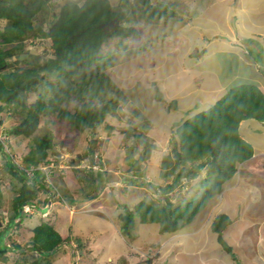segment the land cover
I'll list each match as a JSON object with an SVG mask.
<instances>
[{
    "label": "rangeland",
    "instance_id": "rangeland-1",
    "mask_svg": "<svg viewBox=\"0 0 264 264\" xmlns=\"http://www.w3.org/2000/svg\"><path fill=\"white\" fill-rule=\"evenodd\" d=\"M67 1L80 3L82 0H48L36 14L34 25L47 29L52 14ZM121 1L110 0L115 9L124 8ZM151 1L165 2L175 13L148 22L139 17L138 7L137 15L122 24L134 26L139 35L110 39L102 46L104 58L99 64L88 69L77 68L69 78L62 76L60 85H57V76L49 75L36 90L20 92L21 102L29 105L39 94L43 99L53 93L63 94L67 86L75 87L77 82L93 77V71L105 73L114 87L106 88L103 100L94 97L92 101L97 104L110 101L114 113L93 132H79L65 120H51L47 115H40L30 136L10 135L6 130L21 119L22 105L14 100L0 110L3 146L13 152L22 167L25 166L22 156L31 149L34 138L48 132L52 137V146L47 151L49 161L40 167L46 176L36 194L39 204L44 197H48L49 203L38 209L26 207L21 225L9 229L12 233L9 238L19 242L24 250L6 252L0 257V264H29L36 256L30 246L32 228L45 220L61 232L69 227L72 244L59 246L53 254L46 255L45 264H72L73 252L77 256L73 264H264V121L256 119H245L239 127L241 136L252 145L253 155L237 163L236 171L222 184L221 192L189 223L175 232H163L159 223L142 222L135 216L132 235L122 233L119 214L124 211V205L132 209L140 199L163 204L159 189L170 183L172 175L168 179L162 175L169 171L162 159H170L171 133L177 124L214 103L220 96L216 88L219 81L227 91L242 82L257 86L258 72L264 74L263 36L254 37L247 45L243 39L235 37L236 54L222 52L221 46L208 43L211 38L223 41L229 37L218 31V26L225 25L221 4H232L233 8L238 6V0ZM257 1L259 6L252 9L254 18L264 22V0H250L251 3ZM209 14L213 17L209 18ZM235 18L236 22L244 21L251 28V20L246 21L241 15L240 21L237 14ZM234 22L231 17V25L234 26ZM6 23L0 18V29ZM259 26L264 30V24ZM21 42L22 49L10 57L15 60L10 69L21 70L52 56L48 38L29 36ZM9 45L11 43L6 44ZM197 50L203 52L197 55ZM24 57L29 62L23 61ZM238 57L250 59L257 67L243 65ZM239 70L241 72L234 77ZM81 101L71 92L61 105L72 111ZM127 127L139 136L127 132ZM146 147L151 148L150 155L143 158L141 155ZM89 149L91 152L85 154ZM82 153L84 156L79 159ZM127 155H131L129 161L133 165L128 162ZM2 161L0 153V212L5 223L12 212V185L16 180L10 182V176L2 172ZM90 170L91 177L106 172L110 178L95 197L88 199L84 195L90 193V188L84 181ZM137 171L142 172L144 184L128 182L137 176ZM26 174L32 173L27 170ZM82 175L84 180L80 181ZM205 175L203 169L196 178L188 181L182 178L167 194L172 205L175 207L200 193L203 189L200 179ZM68 196L76 201L74 205L62 203L60 197ZM220 212L231 219L219 235L230 246L233 256L219 243L218 233L210 230L213 217ZM76 237H82L83 246ZM9 238L7 243H11Z\"/></svg>",
    "mask_w": 264,
    "mask_h": 264
},
{
    "label": "trees",
    "instance_id": "trees-1",
    "mask_svg": "<svg viewBox=\"0 0 264 264\" xmlns=\"http://www.w3.org/2000/svg\"><path fill=\"white\" fill-rule=\"evenodd\" d=\"M47 2L48 0H0V18L7 21L5 27L0 29V110L14 100H18L22 105L21 119L6 130L10 135L30 136L40 120V115H47L51 120H65L73 130L79 132L86 130L93 132L108 115L114 113L110 101L101 104L92 101L94 97L103 100L106 88L114 87L105 73L93 71V77L77 82L75 87L67 86L63 94L53 93L46 99L39 94L29 105L21 102L20 92L36 90L37 85L46 81L49 75L57 76V85H60L62 76L69 78L75 74L77 68L88 69L94 64H99L104 58L101 53L102 46L110 39L135 38L139 35L134 26L122 24L125 21L130 22L129 20L137 15L138 7L139 17L148 22L164 16L170 17L175 13L165 2L154 3L151 0L135 2L122 0L124 8L121 9L118 7L115 9L110 0H82L80 3L67 1L52 14L53 18L47 29H42L41 25H34V18ZM114 17L117 18L118 25L112 30L104 31L100 23ZM29 36L48 38L52 56L42 62L29 64L21 70L10 69L15 61L10 57L17 50L22 49L21 41ZM9 43L11 45L6 46ZM202 52V50L195 51L197 55ZM23 61L29 62L25 57ZM57 85L55 84L54 88ZM71 92H74L77 99L82 100L72 111L66 105H61L69 98ZM245 119L264 121V94L255 84L242 82L230 87L204 111L179 122L180 124H177L171 133L173 144L169 153L170 159H162L165 161L163 166H169V171L162 172V175L165 179L172 175L170 183L161 187L156 185L160 187L159 193L162 194L163 204L157 205L140 199L132 209L124 205V211L119 214L122 233L126 236L132 235L135 216L142 222L159 223L160 231L163 232H175L183 224L189 223L197 212L221 192L222 184L236 171L237 163H242L252 156V145L239 133L240 122ZM126 131L133 132L130 127H127ZM133 133L135 137L139 136V133ZM51 138L49 132L42 137L34 138L33 146L22 156L25 168L49 161L47 151L52 146ZM2 140L0 141V153L3 157L1 170L12 177L10 179L8 176L10 182L14 179L16 181L12 185L14 192L11 199L12 212L7 215L5 223L1 220L3 215L0 212V257L6 252L24 250L19 242L10 239L12 233L9 229L21 225L25 207L35 206L38 209L46 203V199H43L39 204L36 195L42 188L44 175L35 169L34 175L28 177L13 152L4 148ZM91 150L89 149L85 154ZM150 150L151 148L146 147L141 156L143 158L149 156ZM83 156L84 153L78 158ZM126 158L133 165L129 161L131 155H127ZM203 169L206 175L203 178L199 177L203 187L201 192L195 194L193 199H188L174 207L167 195L168 192L179 185L182 178L187 181L196 178ZM136 174L137 176L129 179L128 182L144 184L142 172L137 171ZM91 175L90 170L84 181V184L90 188V193L85 192L84 195L88 199L95 197L103 183L110 178L109 174L106 176V172L99 173L96 177ZM83 180L84 175L80 176V181ZM0 196H2L1 192ZM64 199L69 204L76 202L71 196ZM230 222L231 219L227 214L217 213L210 223V230L218 233L219 243L233 256L230 246L219 235ZM32 232L30 246L36 256L29 264H45L43 259L46 255L53 254L59 246L71 244L70 228L68 227L66 232H61L49 220L34 225ZM8 238L11 243H7ZM76 240L83 246L82 237H76ZM75 254L74 252L72 254V264L77 257Z\"/></svg>",
    "mask_w": 264,
    "mask_h": 264
},
{
    "label": "crops",
    "instance_id": "crops-1",
    "mask_svg": "<svg viewBox=\"0 0 264 264\" xmlns=\"http://www.w3.org/2000/svg\"><path fill=\"white\" fill-rule=\"evenodd\" d=\"M225 0H221V2H224ZM239 4L238 6H234L233 8L232 7V4H221V7L223 8V22L225 23L224 26H218V31H222L223 34H229L228 36L229 37H225V39L223 41H217V40H214L213 38H211L208 43H213L215 46H221V51L222 52H225V53H233V54H236V40H235V37L236 38H240V39H243L245 45L247 44H250L249 41H253V38L254 37H260V36H263L264 37V30H261L259 29V25H262L264 24V22H261L260 20H255V16H254V13L252 11V9L254 7H258L259 6V3L258 1L255 2V3H251L250 0H247L246 3H244V0H238ZM212 5V4H211ZM239 15L240 17V21H241V15L245 18L246 21H250V27L249 28L247 26V24H244V21H242V23L240 24V22H236V18L235 16ZM209 18L213 17L212 15H208ZM231 17L234 18V26L231 25ZM227 21V23H226ZM220 21H218L219 23ZM233 23V21H232ZM254 23H257L258 25L255 26ZM227 26V27H226ZM235 27V28H234ZM237 27V29H236ZM219 37V35L217 36ZM245 47V46H244ZM243 51L246 53V49L244 48ZM240 62L243 64V65H247V66H251L252 65L256 68L257 65H255L252 61H249L250 59L248 58H245L242 59L240 57H238ZM237 72H241L240 70L239 71H236L234 73V77L236 76ZM258 76L260 77V81H257V86L260 88V90L263 92L264 94V74H260L258 72ZM219 83L221 84V82L219 81ZM218 84V87L216 85V88H218V96L222 95L226 88L221 84ZM219 96V97H220ZM241 123H243V120L242 122H240V125L239 127L241 126ZM241 135V134H240ZM246 140V139H245ZM254 151V150H253ZM249 183V181H248ZM240 189H244V188H241L239 187Z\"/></svg>",
    "mask_w": 264,
    "mask_h": 264
},
{
    "label": "clouds",
    "instance_id": "clouds-1",
    "mask_svg": "<svg viewBox=\"0 0 264 264\" xmlns=\"http://www.w3.org/2000/svg\"><path fill=\"white\" fill-rule=\"evenodd\" d=\"M253 153H254V151H253ZM253 155V154H252ZM47 163V162H46ZM45 163H41V164H38V165H30L28 168H25V166L23 167L26 171L29 169V168H32V174L29 176V175H27L28 177H32L33 175H34V171H35V169L36 170H39V171H41V173L44 175V173H43V171L40 169V167L41 166H43ZM38 166V167H37ZM45 176H46V174L44 175V178H45ZM43 178V179H44ZM30 181V180H29ZM43 199H46V203H44L43 205H47L48 203H49V201H48V197H44ZM43 199H41V200H43ZM60 199H61V201H62V203H66V204H69V203H67L66 201H65V199L63 200V198L62 197H60ZM71 206H72V204H70ZM74 205V204H73ZM42 207V206H41ZM47 207V206H46ZM46 207H43V209H45ZM25 209L27 210V208L25 207ZM25 214V213H24Z\"/></svg>",
    "mask_w": 264,
    "mask_h": 264
},
{
    "label": "water",
    "instance_id": "water-1",
    "mask_svg": "<svg viewBox=\"0 0 264 264\" xmlns=\"http://www.w3.org/2000/svg\"><path fill=\"white\" fill-rule=\"evenodd\" d=\"M118 25V21L117 18H112L106 22H102L100 23V27L104 30V31H108V30H112L114 27H116Z\"/></svg>",
    "mask_w": 264,
    "mask_h": 264
},
{
    "label": "built area",
    "instance_id": "built-area-1",
    "mask_svg": "<svg viewBox=\"0 0 264 264\" xmlns=\"http://www.w3.org/2000/svg\"><path fill=\"white\" fill-rule=\"evenodd\" d=\"M2 139H3V138L0 137V141H1ZM2 143H3V145H4V140H2ZM28 170H29L31 173H33V172H32V168H29Z\"/></svg>",
    "mask_w": 264,
    "mask_h": 264
},
{
    "label": "bare ground",
    "instance_id": "bare-ground-1",
    "mask_svg": "<svg viewBox=\"0 0 264 264\" xmlns=\"http://www.w3.org/2000/svg\"><path fill=\"white\" fill-rule=\"evenodd\" d=\"M258 80V79H257Z\"/></svg>",
    "mask_w": 264,
    "mask_h": 264
}]
</instances>
